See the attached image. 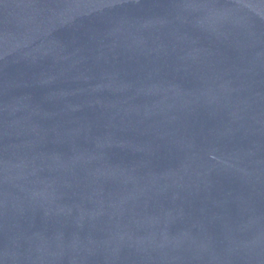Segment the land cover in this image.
<instances>
[{"label":"water","instance_id":"obj_1","mask_svg":"<svg viewBox=\"0 0 264 264\" xmlns=\"http://www.w3.org/2000/svg\"><path fill=\"white\" fill-rule=\"evenodd\" d=\"M0 264H264V0H0Z\"/></svg>","mask_w":264,"mask_h":264}]
</instances>
